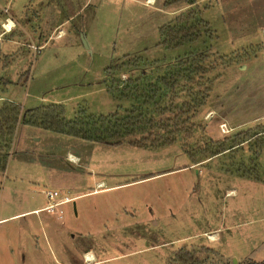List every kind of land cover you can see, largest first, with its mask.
I'll use <instances>...</instances> for the list:
<instances>
[{
    "label": "rangeland",
    "instance_id": "1",
    "mask_svg": "<svg viewBox=\"0 0 264 264\" xmlns=\"http://www.w3.org/2000/svg\"><path fill=\"white\" fill-rule=\"evenodd\" d=\"M8 16L0 108L57 105L65 121L137 108L157 127L112 146L20 118L0 171V219L43 208L48 190L73 202L41 211L42 230L35 215L0 223V264L6 248L26 252L30 235L39 253L17 264H181L182 251L190 264H264V0H0V22ZM177 17L200 19V38L167 50L159 28ZM203 56L206 74L160 83ZM127 81L139 90L122 91ZM158 83L148 104L145 86ZM185 118L189 130L168 134ZM166 138L175 142L162 147ZM142 139L144 149L129 145Z\"/></svg>",
    "mask_w": 264,
    "mask_h": 264
},
{
    "label": "trees",
    "instance_id": "2",
    "mask_svg": "<svg viewBox=\"0 0 264 264\" xmlns=\"http://www.w3.org/2000/svg\"><path fill=\"white\" fill-rule=\"evenodd\" d=\"M179 2L192 5L195 3V0H164V5L170 6ZM201 22L202 21L199 19L196 23L189 25L187 22L181 21V19L177 17L172 23L159 28V45L163 46L167 50H170L180 48L186 44L194 43L200 38V31L198 27ZM202 58L205 57H201L200 62L193 61L189 68H181L173 75L162 77L159 80L160 83L164 86V88H174L177 81L181 77H187L191 80V76L193 75L206 74V69L201 65L203 60ZM138 82L139 81L125 82V87L122 91L126 89H128V91L133 89L134 91H138L139 85H136ZM162 85H159L158 83L145 86L148 90L146 93L148 104L149 102L154 105L156 104L153 100L160 94V86ZM197 94H199L200 97H195L193 99V108L201 106L207 97V94H204V92ZM186 110L188 113L190 107ZM156 112L159 115H164L167 112V109L158 108L156 109ZM63 117V108L57 105L23 112L21 111V108L14 104H4L0 108V171H5L12 139L20 118L24 124L30 126L40 127L45 130L83 139L88 142L112 146H120L122 144V140L129 139L137 134H145L157 127V123H155L152 118H147V115L139 111L137 108H133L129 111L128 115L124 118L119 117L117 113H113L108 116H99L96 118L92 116L78 115L72 121H65ZM187 118H185L184 122H182V127H180L179 124H174L173 130L168 131V134L173 135L179 133L180 131H184L185 129L189 130L185 127V124L189 119ZM168 126V124L159 123V127L165 130L170 128ZM255 136H257V134H255ZM146 141V139H142L140 142L130 141L129 145L144 149L146 146L143 143ZM174 142L175 141L173 139L166 138L161 146H169ZM152 144H154V141H152ZM224 151L225 150L222 152ZM182 253L183 255L181 257L175 256L176 258L174 259V262L181 264L197 263L193 253L188 251H182Z\"/></svg>",
    "mask_w": 264,
    "mask_h": 264
},
{
    "label": "crops",
    "instance_id": "3",
    "mask_svg": "<svg viewBox=\"0 0 264 264\" xmlns=\"http://www.w3.org/2000/svg\"><path fill=\"white\" fill-rule=\"evenodd\" d=\"M0 27L2 29V31L0 32V38H2L4 35H6L8 33H12L13 29L15 28V23L12 20V17L8 16L4 21H1ZM41 209L35 208L32 210H27V211L15 213L12 216L0 219V223H4V222L10 221V220H15L16 218H19V217L24 216V215H32V216L35 215L36 216V227H39L42 230V222L38 216V214L41 212ZM31 238H33V236L30 235V239ZM30 239H28V244L27 243L25 244L26 252H24V249L20 250V248H22V245L16 244V246L14 248H6L5 249V254L3 255L4 259L9 264H17V262H20L22 260L21 256H24V257L27 256L30 259L34 256L33 254L37 255L39 253L38 248L32 247L33 246V245H31L32 240H30ZM1 252H2V249H0V253ZM0 259H2V258H0Z\"/></svg>",
    "mask_w": 264,
    "mask_h": 264
},
{
    "label": "built area",
    "instance_id": "4",
    "mask_svg": "<svg viewBox=\"0 0 264 264\" xmlns=\"http://www.w3.org/2000/svg\"><path fill=\"white\" fill-rule=\"evenodd\" d=\"M46 203L41 211L47 213H55L57 210L61 213L60 209L63 205L73 202V198L68 197L64 192L58 190H48L45 192Z\"/></svg>",
    "mask_w": 264,
    "mask_h": 264
},
{
    "label": "bare ground",
    "instance_id": "5",
    "mask_svg": "<svg viewBox=\"0 0 264 264\" xmlns=\"http://www.w3.org/2000/svg\"><path fill=\"white\" fill-rule=\"evenodd\" d=\"M87 258L89 259V258H90V256H87Z\"/></svg>",
    "mask_w": 264,
    "mask_h": 264
}]
</instances>
